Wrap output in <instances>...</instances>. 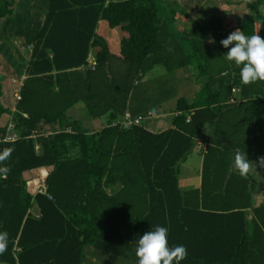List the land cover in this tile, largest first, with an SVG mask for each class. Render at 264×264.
Returning <instances> with one entry per match:
<instances>
[{
    "label": "trees",
    "instance_id": "1",
    "mask_svg": "<svg viewBox=\"0 0 264 264\" xmlns=\"http://www.w3.org/2000/svg\"><path fill=\"white\" fill-rule=\"evenodd\" d=\"M164 1L45 0L34 29L5 30L31 47L23 71V64L13 67L17 79L23 75L19 100L12 111L0 104L18 135L0 142V151L13 149L0 164L10 168L0 177V232L9 236L0 264H81L85 247L137 264L135 241L158 225L168 229L169 247H186L180 264H264V202L253 206L251 199L254 184L264 183L256 162L264 155V81L242 84L220 43L236 29L264 38V0H238L246 14L229 25L218 16L195 24L185 45L170 36L166 13L174 9ZM11 5L0 0V23ZM99 21L126 32L117 63ZM0 51L12 59L9 48ZM156 65L167 72L188 67L196 92L175 98L160 132L142 122L123 128L117 121L135 81ZM78 103L105 125L95 132L80 126L66 112ZM145 111L130 116L151 118ZM43 125L51 130L44 133ZM196 139L204 144L200 185L180 191L179 165ZM237 149L251 164L246 178L233 167ZM47 167L44 191L31 194L28 175Z\"/></svg>",
    "mask_w": 264,
    "mask_h": 264
},
{
    "label": "crops",
    "instance_id": "2",
    "mask_svg": "<svg viewBox=\"0 0 264 264\" xmlns=\"http://www.w3.org/2000/svg\"><path fill=\"white\" fill-rule=\"evenodd\" d=\"M211 1L213 2V4L211 5L209 3V0H166L164 1V3L172 5L174 9V12L173 11L168 12L169 14L166 13V16H172L173 18V23L171 24V26H168V29H171L174 31V33H172V35L170 36H172L174 40L176 36L181 37V39H178V40L176 39V42L181 43L182 45H185L186 44V33L191 32L195 24L197 23L200 24L204 21H208L216 16L221 17V19L223 20V24H227L229 23V21L235 22L236 20H239L244 14H246L244 3L241 6L244 8V11L241 15H238V16L235 14L237 12L234 8H231L232 10H226V11L219 8V4H221L220 1H222V3L225 2L226 4L232 7H235V8L240 7L239 3H242L241 1H238V0H225L224 2L223 0H211ZM10 9H11V15L10 17H8L9 19L8 18L1 19L0 46L6 47L9 49L12 48V51L10 50L11 55H12V59L10 62L11 65L10 64L9 65L11 66V69H12L11 72L14 74V72H16L15 69L13 68L14 63L18 65L20 64V66H21V63L19 62V58L17 57L15 58L16 53L14 52L13 48L17 46L23 48L22 54H24L23 56L24 58L22 59L23 68H21V70L23 71L25 67V63L29 56L31 45H27V44L23 45L24 38L22 36H13L10 33L5 34L4 32L5 30H21L23 32H26L28 30L34 29V27L38 25L37 20L39 22V20L41 21L44 17L43 14L45 10V0H12V5L10 6ZM227 13H228V16H226ZM3 23H5V25H3ZM96 29L100 33V35L102 36V38L104 39L105 43L108 46L109 54L112 56V62L117 63L119 61V54L117 51L118 43L121 38L126 37V32L122 31L118 26L113 27V28H108L106 24L101 21L97 23ZM171 47L176 49L175 42L174 43L171 42ZM94 52H95V49L93 48L90 49L88 52V55L86 58L88 68L90 67V64L93 62ZM161 55H165V54L161 52ZM153 68L147 71L145 74H148L150 71L152 72ZM80 69H84V67H81ZM173 73L177 78L182 79V84L180 88L182 89V93L183 92L186 93V90L188 91V89L193 90L192 85L194 84L191 82V74H190V70L188 67L184 66V67L175 69L173 70ZM19 76H21L20 78L23 79L22 73ZM12 78L13 77H11L10 80H12ZM19 84H21V82ZM8 86H9L8 82H7L6 89L5 88L3 89V86L1 85L2 93L0 96V104L3 108H6L12 111L13 106H14V99L13 97L9 98V95H8L9 87ZM131 97H132V92L130 94V99ZM135 102L136 103L131 105L130 100H129V109L126 110L124 114L130 115V112L134 114L138 111L146 110L145 111L146 113L152 114L151 117L155 115L156 116L160 115L154 112V111H158L157 109H152L150 107L141 105L143 102L142 100L141 101L138 100ZM76 106H73L66 111L67 114H70L71 117H73V119L76 118L72 115L73 112H77V114H80V117H81V114L84 113L81 109L82 106H79V107H76ZM85 116L87 115L85 114ZM135 116H138V114L134 115V117ZM77 121L80 123V126H82L84 129H86L89 132L98 131L100 128H102L105 125V118H104V122L99 123V124H95L94 122H91V121L84 122V124H82L80 120H77ZM167 121L169 122V120ZM155 124H156L155 121H153L152 123L150 122L149 124H142V125L144 126V128H146L147 130L153 133L160 132L168 127V126H165V127H161L159 130H153L152 127H154ZM50 130L51 128L49 126L47 125L42 126V131L44 133H48ZM203 145L204 144L199 139L195 140L194 149L191 151V153L186 158L187 160L189 159V157H193L194 155V162L191 168H187L184 171V174H183L184 177L182 178L181 186L179 184V172H178L177 185L180 191L197 189L199 187L200 167H201V150L203 149ZM35 149L38 150L37 146H35ZM45 169L49 171L50 168L47 167ZM113 188L116 189L117 186H114ZM263 191H264L263 185L261 184V182L257 181L256 184H254V193H252V196H251L253 206L259 204L260 202H264ZM35 212L36 210L33 209L34 214ZM110 262H111V259L107 258V256H105V253L98 252L90 247L87 254H85L84 252V258L81 264H107Z\"/></svg>",
    "mask_w": 264,
    "mask_h": 264
},
{
    "label": "clouds",
    "instance_id": "3",
    "mask_svg": "<svg viewBox=\"0 0 264 264\" xmlns=\"http://www.w3.org/2000/svg\"><path fill=\"white\" fill-rule=\"evenodd\" d=\"M214 43V39L210 40ZM220 43L227 49L225 59L234 62L240 68V80L244 85L264 81V38L258 33L251 36L244 35L236 29ZM232 45L230 48L229 46ZM227 75V73H222ZM13 149L5 148L0 151V164L10 159ZM259 166H264V156L257 159ZM234 169L241 177H247L251 164L246 155L236 150L233 162ZM10 168L0 167V177L6 178ZM168 229L156 226L154 230L145 232L135 241V256L137 264H180L187 258L188 252L184 245L169 247L167 239ZM8 233L0 232V255L8 250Z\"/></svg>",
    "mask_w": 264,
    "mask_h": 264
},
{
    "label": "rangeland",
    "instance_id": "4",
    "mask_svg": "<svg viewBox=\"0 0 264 264\" xmlns=\"http://www.w3.org/2000/svg\"><path fill=\"white\" fill-rule=\"evenodd\" d=\"M225 0H223L224 2ZM210 5L213 4V2L211 0H209ZM221 4H219V8L222 10H232L231 8H234L236 10L237 13H235L237 16L241 15L244 11V8L241 7L243 5L242 3H239V8H235L232 7L228 4H226L225 2L222 3V1H220ZM207 6V5H206ZM260 11L262 14H264V7L260 8ZM14 52L15 54V58H19V62L21 63V65L23 64L22 59L24 58V54H22L23 48L17 46L14 47ZM10 50L12 51V48H10ZM11 53V52H10ZM12 57V55H11ZM6 58V59H5ZM11 59H9L8 57L5 56V54L0 51V83L3 86V89L7 87V82L9 84V89H8V95L9 98L13 97V94L18 90L19 88V83L21 82L20 78L21 76H18L19 78L17 79L16 76H13L16 74V72H14V74L11 72ZM10 64V65H9ZM19 75V74H17ZM12 78V80H10ZM13 81V82H11ZM181 84H182V79L181 78H177L173 71L167 72L166 70L163 69V67L161 65H156L154 66L152 72L150 71L148 74H145L144 76H141L138 80L135 81L133 87H132V97L130 99V103L131 105L136 103L135 101L138 100H142V104L143 106L146 107H150L152 109H157L158 111H154L156 114H160L159 116H153L149 119H144L142 120V124H149L150 122L152 123L153 121H155V126L152 127L153 130H159L161 127H165V126H169L168 125V121L170 116H171V110L173 108L174 105V101L175 98L177 97H185V98H191L192 95L195 93V91L197 90V87L195 85L193 86V90L188 89V91L186 90V93H182V89L181 88ZM191 93V94H189ZM7 94V93H6ZM7 95V96H8ZM190 95V96H189ZM13 105V104H12ZM82 106L81 103H78L76 107ZM69 115V114H68ZM72 115L77 119L80 120V122L82 124H84V122H94L95 124H99L104 122V118L100 117V118H90L88 116H85L84 113L81 114H77V112H73ZM79 116V117H78ZM9 122V117L5 116L4 114L0 115V127L2 125V123L4 122ZM194 162V155L193 157H189V159L183 161L180 165H179V184L181 186V182H182V178L184 177V171L187 168H191L192 164ZM264 169V167H263ZM186 176V174H185ZM28 177H30V175H28ZM257 177L258 180H262L263 177L261 176V174L258 176L257 173ZM262 184V183H261ZM264 186V183H263ZM29 189L31 187H28ZM264 195V194H263ZM263 203V202H261ZM90 247H85L84 248V252L85 254H87L88 250ZM105 256H107V258L111 259L110 263L107 264H132L129 261H126L124 259L121 258H117L115 256H112L110 254H105ZM115 260V261H114Z\"/></svg>",
    "mask_w": 264,
    "mask_h": 264
},
{
    "label": "built area",
    "instance_id": "5",
    "mask_svg": "<svg viewBox=\"0 0 264 264\" xmlns=\"http://www.w3.org/2000/svg\"><path fill=\"white\" fill-rule=\"evenodd\" d=\"M94 62L90 64V69H93ZM21 84H19L20 87ZM14 102L19 100V88L18 90L13 94ZM142 122L141 116H135L131 117L128 114H124L123 118L120 121H117L123 128H127L131 125H140ZM12 123L8 122L4 134L0 137V142H9L13 141L17 138V134L12 131ZM48 171L45 168H40L34 171H31L30 178L27 181V184L29 187L30 193H36V192H43L44 191V179L47 175Z\"/></svg>",
    "mask_w": 264,
    "mask_h": 264
}]
</instances>
